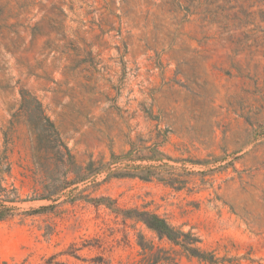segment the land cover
Masks as SVG:
<instances>
[{
	"label": "rangeland",
	"instance_id": "374dc122",
	"mask_svg": "<svg viewBox=\"0 0 264 264\" xmlns=\"http://www.w3.org/2000/svg\"><path fill=\"white\" fill-rule=\"evenodd\" d=\"M5 149L0 264H264V0H0Z\"/></svg>",
	"mask_w": 264,
	"mask_h": 264
},
{
	"label": "trees",
	"instance_id": "16d2710c",
	"mask_svg": "<svg viewBox=\"0 0 264 264\" xmlns=\"http://www.w3.org/2000/svg\"><path fill=\"white\" fill-rule=\"evenodd\" d=\"M22 97L25 98V96L29 95L26 91H21ZM35 102L40 105V103L35 99ZM41 121H44L45 127L50 128L48 136L52 137V135H56V131L53 128L52 123L50 122L49 118L45 115H42L41 112ZM48 131V130H47ZM39 132V131H38ZM34 132L36 134V138L40 139L44 137V133L41 132ZM46 136V134H45ZM57 153L62 157L63 153L61 150H58ZM140 168V166H137L136 168ZM142 168V167H141ZM11 174V163L9 162V157L7 154V149L3 150L0 154V221L5 220L8 218H11L15 215V209L16 207L12 204L16 201H23L17 194V188L13 186V184H10L8 186L2 185V183L5 181V175L10 176ZM133 175V174H131ZM141 178H149L151 175H145L141 176L138 175ZM55 191L51 193H43L39 197H32L31 199H42V198H49ZM142 221L146 224V226L153 231L157 233L159 238L166 237L169 241H171L174 244H178V237L179 235H188V233H184L182 231H179L175 229L173 226H171L164 218L159 217L158 215L154 213L145 212L144 217L141 218ZM196 240V239H194ZM142 258L138 261L137 264H164L165 262H171L176 263L172 261V259L153 254L151 252L152 246L151 245H142ZM73 251H66V254L74 255ZM77 256V255H75ZM57 253L51 254L48 257L44 258V262L40 264H61V262L56 261ZM89 264H108V262L105 260V258L101 255L95 256L91 258Z\"/></svg>",
	"mask_w": 264,
	"mask_h": 264
}]
</instances>
